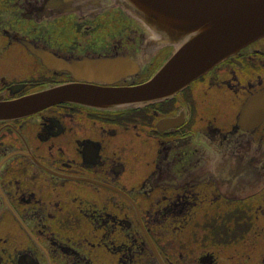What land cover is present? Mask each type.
Wrapping results in <instances>:
<instances>
[{
    "label": "flooded vegetation",
    "instance_id": "af4514ba",
    "mask_svg": "<svg viewBox=\"0 0 264 264\" xmlns=\"http://www.w3.org/2000/svg\"><path fill=\"white\" fill-rule=\"evenodd\" d=\"M173 49L113 0H0V264H264V36L161 101L4 112Z\"/></svg>",
    "mask_w": 264,
    "mask_h": 264
},
{
    "label": "water",
    "instance_id": "95a60500",
    "mask_svg": "<svg viewBox=\"0 0 264 264\" xmlns=\"http://www.w3.org/2000/svg\"><path fill=\"white\" fill-rule=\"evenodd\" d=\"M173 52L145 82L95 91L66 85L40 93L4 112L51 100L74 99L101 107L141 106L172 97L248 42L264 36V0H113Z\"/></svg>",
    "mask_w": 264,
    "mask_h": 264
},
{
    "label": "bare ground",
    "instance_id": "6f19581e",
    "mask_svg": "<svg viewBox=\"0 0 264 264\" xmlns=\"http://www.w3.org/2000/svg\"><path fill=\"white\" fill-rule=\"evenodd\" d=\"M225 59H226V58H225ZM220 62H221V61H220ZM217 64H218V63H217ZM217 64H215V65H217ZM215 65H214V66H215ZM214 66H212V68H213ZM205 73H206V72H205Z\"/></svg>",
    "mask_w": 264,
    "mask_h": 264
}]
</instances>
